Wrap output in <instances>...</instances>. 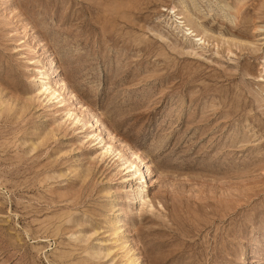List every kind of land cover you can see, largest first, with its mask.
<instances>
[{
    "label": "rangeland",
    "instance_id": "1",
    "mask_svg": "<svg viewBox=\"0 0 264 264\" xmlns=\"http://www.w3.org/2000/svg\"><path fill=\"white\" fill-rule=\"evenodd\" d=\"M132 263L264 264V0H0V264Z\"/></svg>",
    "mask_w": 264,
    "mask_h": 264
},
{
    "label": "bare ground",
    "instance_id": "2",
    "mask_svg": "<svg viewBox=\"0 0 264 264\" xmlns=\"http://www.w3.org/2000/svg\"><path fill=\"white\" fill-rule=\"evenodd\" d=\"M56 74V73H55ZM54 75V74H53ZM53 77V76H52ZM59 82V85L61 86V87H63L64 88V86H63V84L60 82V80L58 81ZM45 89V88H44ZM43 89V90H44ZM43 92V91H42ZM135 157V156H134ZM136 159V158H135ZM143 167V166H142ZM145 168V167H144ZM142 171V173L144 172L145 173V175L147 174V171H146V169L145 170H141ZM147 176H148V174H147ZM150 182V181H149ZM149 182H147V184L148 185H150L151 183H149ZM147 186V185H146ZM134 194V193H133ZM138 196H139V193H136L135 195H134V197H133V200H132V202L133 203H135L136 204V202L138 201ZM118 222V221H117ZM133 264V263H132Z\"/></svg>",
    "mask_w": 264,
    "mask_h": 264
}]
</instances>
